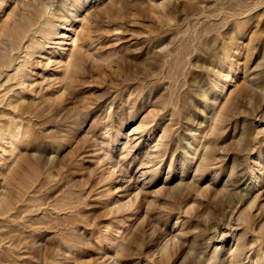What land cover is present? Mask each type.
<instances>
[{"label": "rangeland", "instance_id": "374dc122", "mask_svg": "<svg viewBox=\"0 0 264 264\" xmlns=\"http://www.w3.org/2000/svg\"><path fill=\"white\" fill-rule=\"evenodd\" d=\"M0 264H264V0H0Z\"/></svg>", "mask_w": 264, "mask_h": 264}, {"label": "bare ground", "instance_id": "6f19581e", "mask_svg": "<svg viewBox=\"0 0 264 264\" xmlns=\"http://www.w3.org/2000/svg\"><path fill=\"white\" fill-rule=\"evenodd\" d=\"M43 21H44V20H43ZM45 31H46V30H45ZM45 35H46V33H45ZM62 37H65V36L62 35ZM69 39H70V38H69ZM27 40H28V39H27ZM73 41H74V40H73ZM73 41H72V42H73ZM66 43H67V42H66ZM66 43H65V44H66ZM70 43H71V42H70ZM70 43H69V44H70ZM67 44H68V43H67ZM61 45H62V44H61ZM64 46H65V45H64ZM66 47H67V46H66ZM70 47H71V46H70ZM77 47H78V46H77ZM67 49H69V47H68ZM73 50H74V49H73ZM67 51H68V50H67ZM71 51H72V50H71ZM66 54H67V53H66ZM79 54H80V53H79ZM70 55H71V54H70ZM70 55H69V56H70ZM65 56H66V55H65ZM71 56H72V55H71ZM71 60H72V59H71ZM69 61H70V59H69ZM69 61H68V62H69ZM68 62H65V66H66V65H67V66H72V64H73V66H74V65L76 64V63L74 64V62L71 61L72 63L69 65ZM66 63H67V64H66ZM78 63H79V62H78ZM10 65H11V64H10ZM60 67H61V66H60ZM66 68H67V67H66ZM68 68H69V67H68ZM32 71H33V70H32ZM67 71H68V69H67ZM67 71H65V72L67 73ZM35 74H36V73H35ZM11 129H12V128H11ZM132 134H133V133H132ZM6 136H7V135H6ZM8 136H9V135H8ZM12 136H13V135L11 134V137H12ZM15 136H16V135H15ZM11 139H12V138H11ZM11 139H10V141H11ZM13 140H14V139H13ZM8 143H9V142H8ZM11 143H12V142H11ZM2 144H3V143H2ZM5 144H6V142H5ZM5 144H4V145H5ZM1 150L4 151L3 149H1ZM2 151H1V152H2ZM153 155H154V154H153ZM146 169H148V168H146ZM144 171H145V170H144ZM147 173H148V171H147ZM116 174H117V173H116ZM145 177H146V176H145ZM143 184H144V183H143ZM233 187H234V186H233ZM238 189H239V188H238ZM117 190H118V189H117ZM239 190H240V189H239ZM239 190H238V191H239ZM139 191H141V190H139ZM136 192H138V191H136ZM134 195H136V194H134ZM6 206H7V204L4 205V208H5ZM229 217H230V216H229ZM230 219H231V218H230ZM228 226H229V225H228ZM236 229H237V228H236ZM227 232H228V231H227ZM222 233H224V232H222ZM227 234H228V233H227ZM210 236H212V235H210ZM208 237H209V235H208ZM204 238H205V237H204ZM211 238H212V237H211ZM205 239H206V238H205ZM202 242H203V241H202ZM206 242H207V241H206ZM211 244H212V243H211ZM222 244H223V243H222ZM217 247H218V246H217ZM253 251H254V250H253ZM228 256H229V255H228ZM246 256H247V255H245V257H246Z\"/></svg>", "mask_w": 264, "mask_h": 264}]
</instances>
